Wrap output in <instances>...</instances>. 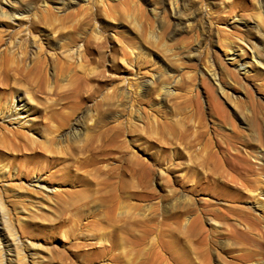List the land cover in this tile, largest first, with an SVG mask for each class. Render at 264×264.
Returning <instances> with one entry per match:
<instances>
[{"label":"rangeland","instance_id":"obj_1","mask_svg":"<svg viewBox=\"0 0 264 264\" xmlns=\"http://www.w3.org/2000/svg\"><path fill=\"white\" fill-rule=\"evenodd\" d=\"M0 1L20 14L0 11V32L15 34L6 43L25 38L26 63L48 61L45 88L28 87L24 119L0 122V201L34 253L9 256L19 264H237L248 241L228 233L233 221L200 215L222 199L188 190L185 173L196 168L171 157L184 144H167L166 134L196 129L198 112L208 128L217 121L211 93L226 114L221 131L234 132L229 141L257 149L243 111L264 102V0ZM63 47L87 53L59 60ZM146 81L149 91H139ZM64 118L49 141L50 124ZM74 123L81 129L68 136Z\"/></svg>","mask_w":264,"mask_h":264},{"label":"bare ground","instance_id":"obj_2","mask_svg":"<svg viewBox=\"0 0 264 264\" xmlns=\"http://www.w3.org/2000/svg\"><path fill=\"white\" fill-rule=\"evenodd\" d=\"M0 3H4V1H0ZM9 7H12V5H9ZM44 10L45 9H43L42 11L43 13ZM0 11H2V14L4 12V15L12 19L16 18V15H20L19 13L14 11L10 12V8L9 10L4 9V6L1 5ZM6 11L9 13L6 14ZM29 26H27V28H29ZM33 30L35 29L33 28ZM28 32L29 31H27V33ZM12 34H10V32H0V46L5 44L8 39L12 38ZM14 37L13 40L11 39L12 41L6 43L5 46L3 48L1 47L2 49H0V84L1 90H3L0 91V122H3V124L18 122L15 120H23V114H26L28 112V105H31L30 92L31 94H33V89H31V86L36 85V87L39 89H41L42 87L45 88L46 86L43 68L46 64H48V61L47 63H45V59L35 54L34 57L36 55L37 56L30 59L31 62L27 64L25 56L26 52H23V42H21L23 39L21 38V36H18L19 38H21L18 40L21 41L17 42ZM22 37L24 38V36ZM23 41H25V38ZM85 47L87 46L85 45L84 48ZM84 52L85 54L87 53L84 50H80V48L79 50L78 48H75L70 53L66 50V48L63 47L59 60L67 59L69 56L73 58V55H76L74 57L78 58L80 56L79 58H82L85 55ZM83 67L84 66H82V68ZM93 67H90L91 70ZM87 72H89V69L87 70ZM91 72H93V70L89 73ZM84 74L86 73L84 72ZM214 77L215 75H213V79H215ZM150 84H152L150 81L142 82L141 84H139V86H137V88L142 92L146 90L149 91L148 89H150L151 87ZM22 86H25V89L23 88L22 90L20 88ZM29 86L31 88H28ZM26 89H29L30 91H27ZM159 89L161 90V88H158V91L160 93ZM208 107L210 109L209 111H211V116L217 119V121H215L214 119L211 121V125L209 128L205 125L204 120L201 117V113L198 112L199 118L195 123L197 127L196 129H192L189 126L180 127L182 126L181 124L177 127L174 126V128L170 129V131L166 134V143L168 144L173 140H178L179 144L180 142H183L184 146L181 149H179L178 147L172 148L171 157L178 159L186 158L185 166L187 168H189V166L190 168L191 166L196 168L195 175L193 173H189V175L185 173L187 179L183 180V182L188 183V190H203L205 191V194L213 198L222 199L218 201L221 202V205L223 207L211 204L208 208L201 209L200 215L203 217H211L214 220L229 219L233 221L230 222V224H228L227 226L228 233L236 239L239 238L248 241V243H244L245 250L237 255V264H264V129L261 125V122L264 121V102L251 100V102L249 103V108L243 111V115H245V117L249 119L251 129L257 130V149L252 147L253 143H251L250 141H242L236 144L229 141L230 139H235L234 132H232L233 135H228L221 131L220 125L224 124L227 121L226 114L222 109L220 103L214 96H212L211 93L208 94ZM74 108L75 112L76 107L74 106ZM66 121L68 122L67 118H64L59 120L57 123L55 121L56 124L54 125L50 124L49 135H51H47L48 137H50L47 138L49 141L52 142L55 135L57 136L58 133H61L62 128L66 126ZM4 126L6 125H3V128ZM80 129V124L78 125L74 123L71 129L67 130L65 133H67L68 136L75 137L76 133L79 132ZM3 130L6 131L8 129L4 128ZM54 132H56V134H53ZM45 142L47 141L45 140ZM197 145L199 147L193 149L195 146L197 147ZM241 146H243L244 149H242ZM50 148L51 147H49V149ZM169 154L171 153L169 152ZM201 171L202 174L200 176ZM34 181L36 183L38 180L36 179L33 180V182ZM40 187L43 188V186L41 185ZM4 209L5 208H3L0 201V228L3 231L1 232L0 240L2 239V241H4V245L0 246V253L2 254H0V264H14V262L16 261H14V258L16 259L19 254H23V256L21 257L22 260H25V256H32V254L34 255V253L27 254L28 250L25 251L23 248L26 245L24 246L21 241L19 242L18 237L14 232L11 231L10 226L6 223L7 217L5 212L7 211H4ZM199 219L200 216L199 214H197L194 218V221L198 223ZM203 239L205 240L207 246L210 247L212 244V237L204 235ZM0 244H2L1 241ZM2 246H4L5 248L2 249ZM207 249L208 248H206V250ZM10 251L13 252L14 258L9 256L8 253ZM202 256L204 257V259H207V255L203 254Z\"/></svg>","mask_w":264,"mask_h":264}]
</instances>
